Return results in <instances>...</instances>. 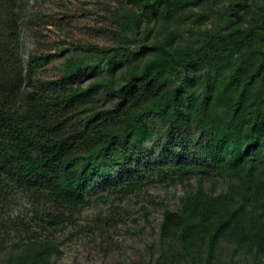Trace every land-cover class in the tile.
I'll return each mask as SVG.
<instances>
[{
  "label": "trees",
  "instance_id": "16d2710c",
  "mask_svg": "<svg viewBox=\"0 0 264 264\" xmlns=\"http://www.w3.org/2000/svg\"><path fill=\"white\" fill-rule=\"evenodd\" d=\"M139 1L169 18L184 5V0ZM28 7L29 0H0V254H7L8 263L54 264L51 257L61 253L64 242L60 234L71 235L81 226L79 216L94 203L87 191L97 180L115 181L111 187L122 195L142 189L146 174L134 162L146 152V143L157 138L147 123L151 116L172 123L174 134L183 141L187 124L199 133L189 139L192 156L187 157L183 147L173 156L175 166L161 162L150 173L157 178L188 173L198 180L179 209L164 211L163 256L168 238L174 236L187 264H211L222 238L251 242L264 253V219L249 220L232 206L231 190L214 195L204 187L207 177L230 176L235 180L232 190L244 192L249 202L264 201V95L251 86L264 75V53L258 68L239 87L234 80H220L223 70L216 66L200 94L182 95L186 82L200 81L196 76L185 75L170 89L177 69L198 71L205 63L217 65L224 54L241 52L252 42L256 25L214 37L195 50L156 42L151 46L156 54L140 67L131 64L125 45H81L95 54L93 61L72 56L58 79L36 82V70L51 54L30 53L23 63L20 34ZM262 17L264 25V11ZM137 24L132 16L122 28L134 29ZM90 65L108 69L84 86L78 75ZM235 79L242 81L237 72ZM159 142L169 149L151 163L177 147ZM115 170L119 173L111 177ZM21 201L25 208L19 210ZM120 215L112 209L97 221L104 231L113 228ZM156 264H161L160 256Z\"/></svg>",
  "mask_w": 264,
  "mask_h": 264
},
{
  "label": "rangeland",
  "instance_id": "374dc122",
  "mask_svg": "<svg viewBox=\"0 0 264 264\" xmlns=\"http://www.w3.org/2000/svg\"><path fill=\"white\" fill-rule=\"evenodd\" d=\"M28 10L20 34L24 65L30 53L51 54L49 61L36 70V82L39 79H58L67 59L72 56L93 61L95 54L81 45H125L129 49L127 55L131 57V64L140 67L156 54L151 48L156 42L166 43L173 49L195 50L214 37L226 36L235 29L256 25L252 42L241 52L224 54L217 65L215 62L205 63L198 71L177 69L174 72L170 89L180 85L185 75L189 79L195 76L199 78L200 81L194 85L185 83L182 95L187 97L192 91L200 94L206 76L216 66L223 70L220 80L224 83L234 80L236 86L242 85L246 75L258 68L264 53V25L260 24L264 0H184L179 13L171 18L139 0H29ZM132 16L138 20L137 27L123 29L122 23ZM134 55H138V58L133 60ZM107 69L90 65L78 75V81L88 86L102 78ZM236 72L242 81L235 79ZM251 86L254 91L264 95V75L253 81ZM147 123L157 138L146 143V152L134 162L146 174L142 189L122 195L112 189L111 182L115 181L97 180L87 191V197L93 199L94 203L79 216L81 226L78 230L82 231L77 230L71 235L66 231L64 236L60 234L64 242L60 247L61 253L51 257L54 264H156L159 256L161 264H187L177 236L168 238L164 248L167 256H163L160 231L164 211L180 208L183 198L197 187V177L183 173L180 178L179 173L171 172L167 178H157L150 173L161 162L175 166L173 156H177L183 147H187V157L192 156L194 150L189 149V139L198 138L199 133L187 124L183 131L188 134L183 135V141L174 134L175 126L172 123L156 116L148 117ZM159 139L177 147L164 154L163 160L151 163V158L162 156V150L166 152L169 149L167 147L165 150ZM118 173L119 170H115L110 175L116 177ZM204 180L205 190L211 194L231 190L233 194L228 202L244 211L247 219H264V201L249 202L244 192L232 190L235 182L232 177L214 175ZM213 187L216 188L215 193L211 192ZM103 196L104 199H98ZM23 208L25 201H21L17 207L19 210ZM112 209L119 210L123 215L117 218L113 228L105 227L103 231V225L97 219ZM100 229L103 233L96 234ZM257 251L251 242L238 243L222 238L215 246L211 264H264V253ZM6 256V253L0 254V264H9Z\"/></svg>",
  "mask_w": 264,
  "mask_h": 264
}]
</instances>
